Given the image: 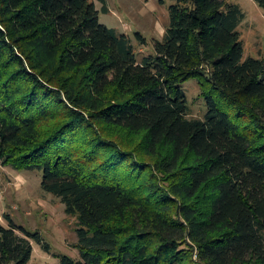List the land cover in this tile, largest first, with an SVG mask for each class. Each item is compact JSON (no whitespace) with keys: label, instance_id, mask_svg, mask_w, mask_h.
<instances>
[{"label":"trees","instance_id":"trees-1","mask_svg":"<svg viewBox=\"0 0 264 264\" xmlns=\"http://www.w3.org/2000/svg\"><path fill=\"white\" fill-rule=\"evenodd\" d=\"M95 1L0 0V165L41 170L76 216L81 258L60 264H264V56L245 57L243 10L175 0L139 57ZM8 220L0 264L50 249Z\"/></svg>","mask_w":264,"mask_h":264},{"label":"rangeland","instance_id":"rangeland-1","mask_svg":"<svg viewBox=\"0 0 264 264\" xmlns=\"http://www.w3.org/2000/svg\"><path fill=\"white\" fill-rule=\"evenodd\" d=\"M175 0H106L107 12L101 3L99 20L109 28L128 34L137 56L154 53V40L161 39L168 23V5ZM237 3L244 12L238 31L242 38L245 57L264 56V9L255 0H228ZM183 92L187 98L188 114L204 118L207 102L201 85L195 78L185 80ZM43 173L38 169L14 170L0 165V222L8 225L11 218L17 226L38 232L43 244L31 239L33 252L28 264H60L59 254L80 259L76 245L77 218L65 212L61 199L43 189ZM7 214V216L4 215Z\"/></svg>","mask_w":264,"mask_h":264}]
</instances>
